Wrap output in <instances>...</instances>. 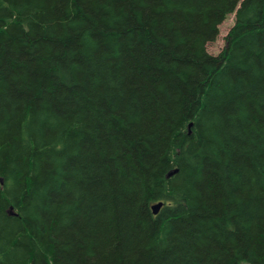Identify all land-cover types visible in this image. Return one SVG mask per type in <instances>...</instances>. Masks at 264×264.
<instances>
[{
	"label": "trees",
	"instance_id": "16d2710c",
	"mask_svg": "<svg viewBox=\"0 0 264 264\" xmlns=\"http://www.w3.org/2000/svg\"><path fill=\"white\" fill-rule=\"evenodd\" d=\"M0 264H264V0H0Z\"/></svg>",
	"mask_w": 264,
	"mask_h": 264
},
{
	"label": "rangeland",
	"instance_id": "374dc122",
	"mask_svg": "<svg viewBox=\"0 0 264 264\" xmlns=\"http://www.w3.org/2000/svg\"><path fill=\"white\" fill-rule=\"evenodd\" d=\"M235 25V15H231L220 26V35L214 43L209 44L208 51L213 55H218L226 46V36Z\"/></svg>",
	"mask_w": 264,
	"mask_h": 264
},
{
	"label": "water",
	"instance_id": "95a60500",
	"mask_svg": "<svg viewBox=\"0 0 264 264\" xmlns=\"http://www.w3.org/2000/svg\"><path fill=\"white\" fill-rule=\"evenodd\" d=\"M162 208H163V204L162 203H159V204L153 206L154 214L157 215L161 211Z\"/></svg>",
	"mask_w": 264,
	"mask_h": 264
},
{
	"label": "bare ground",
	"instance_id": "6f19581e",
	"mask_svg": "<svg viewBox=\"0 0 264 264\" xmlns=\"http://www.w3.org/2000/svg\"><path fill=\"white\" fill-rule=\"evenodd\" d=\"M154 211V210H153Z\"/></svg>",
	"mask_w": 264,
	"mask_h": 264
}]
</instances>
